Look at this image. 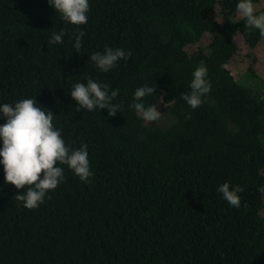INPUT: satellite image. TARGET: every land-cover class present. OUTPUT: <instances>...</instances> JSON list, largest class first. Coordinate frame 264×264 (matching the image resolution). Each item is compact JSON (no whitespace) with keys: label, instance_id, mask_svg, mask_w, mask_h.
Masks as SVG:
<instances>
[{"label":"trees","instance_id":"obj_1","mask_svg":"<svg viewBox=\"0 0 264 264\" xmlns=\"http://www.w3.org/2000/svg\"><path fill=\"white\" fill-rule=\"evenodd\" d=\"M236 3L90 0L76 26L48 0H0V103L36 98L67 146L88 145L93 172L84 183L61 165L63 182L26 209L0 166V264H264V94L227 67L237 33L251 48L262 36ZM105 47L131 56L102 72L89 56ZM201 63L211 88L192 109L181 94ZM89 77L119 91L118 113L78 109L68 93ZM144 82L157 85L145 100L173 99L170 125L137 116ZM225 181L242 189L238 208L216 191Z\"/></svg>","mask_w":264,"mask_h":264},{"label":"clouds","instance_id":"obj_2","mask_svg":"<svg viewBox=\"0 0 264 264\" xmlns=\"http://www.w3.org/2000/svg\"><path fill=\"white\" fill-rule=\"evenodd\" d=\"M49 5L59 13L65 22L80 26L87 23L90 10V0H48ZM236 12L245 23V27L259 30L264 36V11H257L254 0H237ZM63 30L53 32L48 38V44H62ZM83 30L75 35L74 49L81 48ZM131 52L121 48L105 47L103 52H94L89 56L90 61L102 72H108L116 67L121 59L127 61ZM157 85L148 82L138 85L131 101L137 116L148 124H154L164 119L165 113L158 110L152 101L156 100ZM190 91L182 93L181 98L192 109H196L203 102V97L210 92V82L207 79V68L201 63L192 72L189 82ZM76 102L78 109L93 110L107 109L109 116L118 113L120 104L114 102L119 95L116 89L109 90L105 83L91 77L86 83L76 82L68 93ZM154 95V100L144 97ZM173 100V99H172ZM163 97L159 102L168 107L170 101ZM54 114L32 98H21L14 103H0V166L3 167L4 182L11 184L17 192L15 198L22 202L26 209H36L44 203L49 192L55 190L64 180L66 165L80 181L88 183L93 176L88 159V145L81 143L77 147L65 144L61 130L56 128L53 121ZM264 191V188L260 189ZM216 191L230 206H240L242 189L237 185L230 189L228 181L219 184Z\"/></svg>","mask_w":264,"mask_h":264},{"label":"rangeland","instance_id":"obj_3","mask_svg":"<svg viewBox=\"0 0 264 264\" xmlns=\"http://www.w3.org/2000/svg\"><path fill=\"white\" fill-rule=\"evenodd\" d=\"M254 4L256 5L257 11H264V0ZM238 17H240L239 14ZM209 37V35H206L200 44L205 45L208 42ZM235 41L239 45V52L231 59L227 64V67L231 70L237 80L244 84H252L253 86H256L257 89L264 94V85L261 84V82H264V36H262L260 42L255 48H251L239 33L235 35ZM251 65L256 78H252L248 71ZM160 97H162V94L159 95L155 104L157 105L158 110L165 113V115L162 121L156 123L166 127L172 123L174 116L171 114L169 105L165 108L164 105L159 102ZM144 123L148 124L146 122Z\"/></svg>","mask_w":264,"mask_h":264}]
</instances>
